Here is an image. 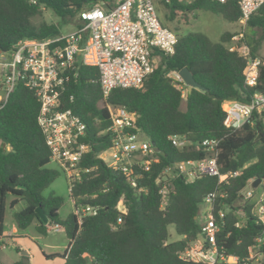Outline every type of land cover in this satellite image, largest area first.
Wrapping results in <instances>:
<instances>
[{
  "label": "trees",
  "instance_id": "trees-1",
  "mask_svg": "<svg viewBox=\"0 0 264 264\" xmlns=\"http://www.w3.org/2000/svg\"><path fill=\"white\" fill-rule=\"evenodd\" d=\"M33 1L0 0V52H11L21 39H43L61 33L55 24L33 22L43 8L66 22L73 19L71 24L79 27L81 11L114 0ZM154 1L172 26L179 14L198 9L230 22L241 17L235 0ZM243 27L242 32H223L216 42L201 32H184L182 25L172 27L177 36L173 53L159 56L140 87L115 88L105 98L99 70L75 62L61 93V107L71 108L85 123L86 130L79 141L87 144L89 151L78 163L87 170L69 191L74 211L64 219L58 214L63 198L54 192L43 195L59 171L46 167L51 151L37 123L39 102L34 91L18 80L6 100L0 101V233L10 195V208L24 202L22 209L11 213L18 230L34 221L35 230L42 235L54 225L63 229L68 239L61 254L63 264H205L181 259L178 252L199 235L201 204L210 192L216 191L224 194L216 197L212 209L218 225L215 239L219 251L235 256L238 264H253L250 252L255 246L257 264H264V220H259L251 211L253 204L242 198V189L250 180L264 179V118L253 113L241 127L234 128L227 124L223 108L226 101L247 102L255 91L264 95V57L259 54L264 39V3ZM236 34L242 35L240 42L248 46L250 57L260 60L254 86L245 83L247 59L227 47ZM183 67L202 87L187 90L184 98L167 75ZM108 105L135 112L142 138L154 142L158 149L149 170L141 171L137 180L141 191L132 188L122 173L98 157L112 140L106 131L110 124ZM171 135L185 137L190 144L175 147L169 139ZM205 138L219 140L220 173H240L225 182L207 175L187 182L181 175H174L169 178L167 199L161 207V172L177 162L207 157L201 145ZM86 206L95 207V214L82 213L81 208ZM36 207L43 209L48 223L38 218ZM219 210L224 213L222 217L217 214ZM169 225H173L178 239L168 240ZM2 246L0 239V250ZM13 264L29 263L27 257L21 256Z\"/></svg>",
  "mask_w": 264,
  "mask_h": 264
},
{
  "label": "built area",
  "instance_id": "built-area-1",
  "mask_svg": "<svg viewBox=\"0 0 264 264\" xmlns=\"http://www.w3.org/2000/svg\"><path fill=\"white\" fill-rule=\"evenodd\" d=\"M225 2L228 0H215ZM241 12L240 22L244 25L249 16L264 0H235ZM31 2H34L31 0ZM80 12L81 26L69 33H60L43 39H21L14 50L0 52V71L3 72V88L0 101L4 102L18 80L32 89L39 102L37 123L51 151L50 161L54 162L67 177L68 190L87 169L78 166L81 158L89 151V146L79 139L85 133V123L71 108L61 107V93L70 79V73L78 60L82 65L95 67L100 73V87L105 98L115 88L140 87L146 76L154 68V60L160 55H170L177 41L175 32L165 26L160 18L154 0H114ZM242 35L231 38L228 49L238 51L247 59L244 79L248 86L257 81L259 58H251L249 48L241 43ZM174 80L184 98L188 90L178 71L167 73ZM72 99V97H70ZM228 125L239 128L253 113L264 118V95L255 91L247 102L236 100L223 104ZM110 124L106 131L112 135L111 145L98 153V157L110 168L119 171L125 181L137 191V180L141 171H148L153 161L154 146L149 139L142 138L136 126L137 115L124 106H107ZM175 147L188 144L185 137L169 136ZM208 156L202 159L186 160L166 166L161 174L160 187L164 206L169 191L170 179L181 175L191 182L202 176H217L219 182L236 176L240 170L220 173L217 163L219 140L205 138L201 141ZM249 183L242 189V198L253 204L251 211L259 220H264V189ZM223 193L210 192L202 202L203 219L199 235L178 252L181 259L205 264L222 261L224 264H238L233 255L219 251L216 245L218 225L212 212L213 202ZM201 204V205H202ZM82 213L95 214V207H82ZM219 217L223 211L219 210ZM121 219H118L120 222ZM236 225H239L237 222ZM53 231L60 228L51 227ZM261 239H257L260 243ZM255 247V246H254ZM253 247V249H254ZM252 257V252H250Z\"/></svg>",
  "mask_w": 264,
  "mask_h": 264
},
{
  "label": "rangeland",
  "instance_id": "rangeland-1",
  "mask_svg": "<svg viewBox=\"0 0 264 264\" xmlns=\"http://www.w3.org/2000/svg\"><path fill=\"white\" fill-rule=\"evenodd\" d=\"M186 3H189L192 0H183ZM157 4V3H156ZM157 9L159 12V18L161 22L172 29V27L182 25V30L184 32L194 31L201 32L208 36L212 40H216L218 38V33L224 29H234V33L244 31V27L242 23H231L222 18L218 14H214L208 10H194L192 13H181L177 16V23L175 26H172L170 22L165 21L163 17V9L161 6L157 4ZM61 19L56 16L50 9L43 8L41 13L33 18V22L36 25H40L41 23H52L59 27L61 33H69L75 30V26L71 23L73 19L68 20ZM174 31V30H173ZM260 56L264 57V39L261 42L259 47ZM158 63V60H154V65ZM3 72L0 71V81H3ZM3 88V85L0 83V92ZM8 148V147H6ZM46 167L57 169L59 171V175L56 179L43 191V195H48L50 192H54L56 195H59L63 198L64 202L60 207L58 214L61 219H64L68 216L69 213L74 211L73 203L71 198L69 197L68 190V182L67 177L64 172L58 168V166L50 161L46 164ZM261 186L264 187V179L261 182ZM11 196L8 195L6 201V210L3 220V227L5 231H10L12 225L14 224L11 213L13 211L20 210L24 207V202H18L13 208H10ZM205 204L201 205V209L204 208ZM241 218L243 217L242 212L238 211ZM203 216L201 215L200 210V220L202 221ZM35 221L29 225L24 230H18V233L13 234V238L10 236L1 237V241L3 243V247L0 250V264H13L14 262L21 259L23 256V252L30 253L25 256L29 257L30 260H27L29 264H56L60 262L63 258L61 257V253H63V246L67 243V239L64 231H56L53 230L46 235H42L37 233L35 230ZM169 237L168 240L178 239V235L175 233L173 225L168 226ZM46 254L53 253V258H48L44 256V252ZM252 257L253 264H257L259 262V256L255 254V250L252 249ZM33 257V258H32ZM52 260V261H51Z\"/></svg>",
  "mask_w": 264,
  "mask_h": 264
},
{
  "label": "water",
  "instance_id": "water-1",
  "mask_svg": "<svg viewBox=\"0 0 264 264\" xmlns=\"http://www.w3.org/2000/svg\"><path fill=\"white\" fill-rule=\"evenodd\" d=\"M104 6H106V5H104ZM178 73L182 77L184 83L187 85L189 91L191 89H193V88L202 89V87L194 79L192 72L187 67L181 68L178 71ZM152 144L154 146V150L158 151L157 147L155 146V143L152 142ZM261 180H262V178H255L251 182V186L252 187H257L260 184ZM35 212H36L38 218L41 219L42 222L48 223V219L46 217V214H45V212L43 211V209L41 207H36Z\"/></svg>",
  "mask_w": 264,
  "mask_h": 264
},
{
  "label": "crops",
  "instance_id": "crops-1",
  "mask_svg": "<svg viewBox=\"0 0 264 264\" xmlns=\"http://www.w3.org/2000/svg\"><path fill=\"white\" fill-rule=\"evenodd\" d=\"M228 21V20H227ZM228 22H230V21H228ZM231 23H241L240 21H237V22H231ZM226 31H229V32H234V29H224V30H222L221 32H219L218 33V38L216 39V40H212V39H210L208 36V38L211 40V41H214V42H216V41H219V38H220V36H221V34L223 33V32H226ZM73 203V202H72ZM36 224V223H35ZM34 227H35V225H34ZM63 229L62 228H59L58 230H56V231H62ZM50 231H52V228L50 227L49 228V232ZM56 231H54V232H56ZM37 232V231H36ZM15 233H18V229L16 228V226H15V224H13L12 225V228H11V230L10 231H5L4 230V227L2 226V231H1V233H0V239H1V237H3V236H10V237H12V239H14L13 237V234H15ZM38 233V232H37ZM67 239V238H66ZM67 245H68V239H67V243L66 244H64V246H63V250L67 247ZM3 247V246H2ZM28 251V253H26L25 254V252H23V256H27L29 253H30V251L29 250H27ZM45 254H46V252L45 251H43ZM50 254H53V253H50ZM62 254V253H61ZM33 258V257H32ZM27 260H30V258L28 257L27 258ZM52 261V260H51ZM39 264V263H38ZM56 264H63V259L62 260H60V262H58V263H56Z\"/></svg>",
  "mask_w": 264,
  "mask_h": 264
}]
</instances>
